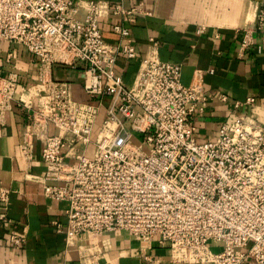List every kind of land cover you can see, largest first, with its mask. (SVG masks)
Wrapping results in <instances>:
<instances>
[{"label": "built area", "instance_id": "2783aa9c", "mask_svg": "<svg viewBox=\"0 0 264 264\" xmlns=\"http://www.w3.org/2000/svg\"><path fill=\"white\" fill-rule=\"evenodd\" d=\"M101 12L95 2L0 0V42L23 47L39 65L31 128L20 152L28 160L32 141L42 144L37 181L44 197L66 204L65 224L53 222L56 231L70 245L124 231L155 242L173 262L264 264V128L246 110L255 99L235 101L238 114L216 138L198 141L195 119L211 99L202 82L185 86L180 65L150 56L126 85L115 65L119 57L136 59L135 45L118 24L112 27L117 42L105 41ZM108 12L147 15L118 5ZM253 32L260 36L259 52L261 8L243 34L241 53L254 46ZM54 67L82 70L87 102L73 99L70 84L51 79ZM26 90L15 73L0 71V119L12 104L25 106L17 94ZM49 125L56 134L47 133ZM10 194L0 184L1 209L7 210ZM24 243V234H8L11 252ZM141 258V264H160L150 253Z\"/></svg>", "mask_w": 264, "mask_h": 264}, {"label": "crops", "instance_id": "0c3cea01", "mask_svg": "<svg viewBox=\"0 0 264 264\" xmlns=\"http://www.w3.org/2000/svg\"><path fill=\"white\" fill-rule=\"evenodd\" d=\"M77 1L100 6L99 27L105 41L117 42L113 25L129 30L137 57L131 61L119 57L115 65L116 75L126 85L133 83L140 63L150 56L180 65L183 85L202 82L211 99L205 112L195 119L198 141L214 140L219 127L238 114L233 103H242L248 97H253L255 104L246 109L247 113L264 128V45L257 52L259 34L252 33L251 49L239 51L245 30L254 26L257 8L264 10V0ZM117 5L124 10L140 9L147 15L117 16L108 12ZM83 14L79 11L77 16ZM198 29L202 32L198 33ZM38 66L23 47L0 42L1 74L15 73L20 86L28 89L17 94L25 106L12 104V109L0 119V184L11 189L7 210L0 205V264H141L143 252L153 254L160 264H189L171 261L170 253L158 249L155 242L140 241L124 231L86 237L76 240L75 245L67 243L65 234L56 231L53 222L65 224L66 204L44 197L37 181L43 171L42 144L32 141L28 160L20 152L23 135L31 128L34 93L39 90ZM50 77L70 84L75 101H88L80 68L54 67ZM221 95L228 97L226 103L219 100ZM104 104H109L108 98ZM103 113L102 110L100 117ZM47 133L54 135L57 130L49 125ZM87 154L91 156L92 150ZM10 232L25 235V243L16 254L8 246Z\"/></svg>", "mask_w": 264, "mask_h": 264}]
</instances>
